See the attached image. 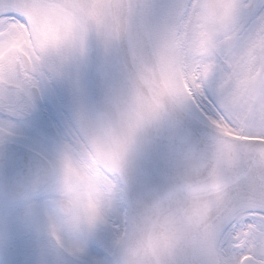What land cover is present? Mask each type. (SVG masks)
<instances>
[{
    "label": "snow or ice",
    "instance_id": "1",
    "mask_svg": "<svg viewBox=\"0 0 264 264\" xmlns=\"http://www.w3.org/2000/svg\"><path fill=\"white\" fill-rule=\"evenodd\" d=\"M0 264H264V0H0Z\"/></svg>",
    "mask_w": 264,
    "mask_h": 264
},
{
    "label": "water",
    "instance_id": "2",
    "mask_svg": "<svg viewBox=\"0 0 264 264\" xmlns=\"http://www.w3.org/2000/svg\"><path fill=\"white\" fill-rule=\"evenodd\" d=\"M45 34L47 36H54L55 32H54L53 26H51V25L47 26ZM85 83L88 86V88L92 94L93 101L100 99V97L102 96V92L99 88V82H98L94 73L89 72L86 74ZM209 170H210V166H209ZM211 199H212L211 196L205 197V201L209 204V206H211Z\"/></svg>",
    "mask_w": 264,
    "mask_h": 264
},
{
    "label": "bare ground",
    "instance_id": "3",
    "mask_svg": "<svg viewBox=\"0 0 264 264\" xmlns=\"http://www.w3.org/2000/svg\"><path fill=\"white\" fill-rule=\"evenodd\" d=\"M54 28V27H53ZM54 32H55V29H54Z\"/></svg>",
    "mask_w": 264,
    "mask_h": 264
}]
</instances>
